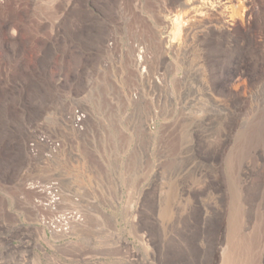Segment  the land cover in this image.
<instances>
[{
    "label": "rangeland",
    "instance_id": "rangeland-1",
    "mask_svg": "<svg viewBox=\"0 0 264 264\" xmlns=\"http://www.w3.org/2000/svg\"><path fill=\"white\" fill-rule=\"evenodd\" d=\"M185 1L0 0L2 6L13 11L10 18L0 16V119L7 126L0 128V264H158L154 219L163 229L169 224H180L190 207L181 195L183 187L200 188L203 177L217 172L224 179L226 196L222 224L245 226L248 230L231 234L226 229L224 238L217 243L215 264H221L222 258L232 251L233 264H244L247 258L264 264V217L255 214L256 218L249 221L232 187V165L237 159L233 127L222 137V123L231 121L237 98L249 102L253 96L264 103V66L256 64V58L247 52L241 58L233 57L223 67L217 65L215 49L214 53L210 50L208 59H196L198 49L217 47V38L223 32L244 36L248 48L252 46L261 61L257 29L253 24L249 30L248 25L239 22L222 29V16L215 3L213 11L207 9L215 0H209L208 5L197 3V9L198 5L206 7L196 12L184 8ZM259 1L237 0L236 17H248ZM192 12L195 16H189ZM166 14L181 17L193 32L189 30L188 60L183 67L188 81L184 86L173 81L172 90L163 91L175 101L171 110L159 113L157 135L147 138L152 154L145 164V174L151 177L124 178L138 174L140 165L116 152L114 132L110 138L91 141L99 153H88L83 146L72 147L78 149L77 157L86 156L90 164L72 166L68 161L54 164L31 158L27 144L34 137L44 103H48L51 112L54 109L56 75L62 69L71 76L79 57L89 48L95 54L104 39L96 25L86 24L101 17L113 20L119 31L126 30L125 37L150 42L160 58L162 52L155 43L153 24ZM75 18L84 20L81 31L73 26ZM77 32H81V37ZM194 32H199L198 36ZM197 63L202 66L201 73L206 69L204 81L199 77ZM207 90H212L217 99L205 96ZM16 97L20 104H15ZM195 122L199 127H192ZM221 139L225 140L222 148ZM190 146L193 152L188 154ZM69 150L67 147L61 160ZM188 159L192 161L186 164ZM157 167H161L158 174ZM27 170L43 179L64 172L69 178L65 193L80 196L83 201L84 224L75 226L66 237L47 235L37 223V211L32 205L35 194L24 185ZM88 171L94 177H87ZM211 200L208 192H200L197 207L206 211L215 206L208 204ZM3 219L9 224H1ZM254 224L261 225L260 234L250 233Z\"/></svg>",
    "mask_w": 264,
    "mask_h": 264
},
{
    "label": "built area",
    "instance_id": "built-area-1",
    "mask_svg": "<svg viewBox=\"0 0 264 264\" xmlns=\"http://www.w3.org/2000/svg\"><path fill=\"white\" fill-rule=\"evenodd\" d=\"M95 25L104 39L95 54L89 48L79 57L71 76L62 69L56 75L59 108L51 112L44 103L34 137L27 144L28 154L57 164L67 147L107 139L114 132L116 152L142 165L151 160L147 138L157 135L159 113L171 110L175 101L163 91L172 90L174 82L181 86L187 82L183 69L189 52L187 24L176 14L163 15L153 24L160 58L150 42L125 37L126 30L119 31L113 20L101 17L86 24ZM175 26L180 27L179 33ZM24 176L25 187L35 194L32 205L37 223L47 235L66 237L72 228L84 224L83 201L65 193L63 181L69 178L64 172L43 179L27 170ZM124 178L134 179L135 175ZM1 224L9 222L3 219Z\"/></svg>",
    "mask_w": 264,
    "mask_h": 264
},
{
    "label": "bare ground",
    "instance_id": "bare-ground-1",
    "mask_svg": "<svg viewBox=\"0 0 264 264\" xmlns=\"http://www.w3.org/2000/svg\"><path fill=\"white\" fill-rule=\"evenodd\" d=\"M192 1L193 2H191V0H186L182 4L183 7L189 8V10L196 12L199 10V8L201 10L202 7V5L200 6L198 5V9H197L196 6H194L197 5V3L198 4L203 3L205 5L211 3L209 2V0H192ZM236 1L237 0H215V2H212L211 7L209 6L207 9L209 11H213L212 7L216 5L217 11H219V14L222 16L221 17L222 29H230L229 27L236 26L237 23L239 22L242 26L246 27L248 25L250 27L249 30H251V26L254 24L257 29V37H258L257 41H258V45H260V52L262 56L261 61H259L258 59L259 57L256 54V52L252 49V46L248 48L247 40L244 38V36H241V34L237 36L231 33L225 35L223 34V32L217 38V47L214 46L212 48H203V49L197 48L198 51L197 50L196 51L198 54L196 56V59L197 60L202 59L204 61L205 56L207 57L206 59H208L210 56L209 55L210 50L212 49L214 53V49H215V56H216L215 58L216 60H218L217 65L219 67L220 65L221 67H223L226 64L231 63L233 57L237 56L238 58H241L244 56V53L247 52L248 55L251 56V58H256L255 61L256 64H262L264 66V0H260L259 3L256 2L258 4L255 3L256 4L255 7H253L252 11L249 12L248 17L246 18L236 17L235 10L239 8V5L237 4ZM205 7L203 5L202 8ZM229 11L230 13L233 14H229L226 16L225 12H229ZM12 12H13L12 10H7L4 6L0 4L1 17H4L6 19L10 18L11 17L10 14ZM192 14H194L193 16H195L194 12H192L191 15L189 16H192ZM192 19L194 18L191 17V20ZM73 21H74L73 26H75L76 31L77 30L81 31L82 29H84L82 26L84 20H79V18L78 19L75 18V20ZM179 28H180L179 26H175V30H177L178 33H179ZM191 29H188V35H190ZM191 32H193V30ZM198 33L199 32H194L193 35H197ZM184 34H185L184 37H186L187 34L186 27L184 28ZM80 35H82L81 32H77V36L81 37ZM205 39L207 40L208 37ZM234 64L236 63L234 62ZM197 65H198L197 71L199 70V74H200L199 77L201 80H203L204 79L203 74L205 73L206 69L205 70L203 69L202 70L203 72L201 73L202 66H199L198 63L195 66ZM187 81H188V76H187ZM35 91L37 93V90ZM158 93H160V89H158ZM206 95L212 99H217L216 94L212 92V90H207V92H205V96ZM55 96L56 99L53 108L57 109L59 108V101L57 99L56 94ZM21 98H23V96H21ZM16 101H17V97H16ZM20 102L21 101L19 100L15 104H20ZM47 106L49 105L47 104ZM231 118H232L231 121L226 122V120H224V122L222 123L223 125L222 137L223 136L226 137V135H228L227 133L229 132V127L231 129L232 126L236 137L235 149H236V157H237L236 161L232 165V173H233L232 187L234 186V192L235 195H238V201L240 205H242L245 209L247 219L249 221H251L253 218L255 219L256 218L255 214H258V216L263 218L264 217V103L255 100L253 96H250L249 102H245L244 100L241 101L239 98H237V104L235 102L234 110L231 113ZM195 125L196 122L192 127H194ZM196 126L199 127V124H197ZM6 127L7 126L4 123V121L0 119V128L6 129ZM224 141L225 140L221 139L222 142L221 148L225 147ZM83 146L84 148L87 149L88 153L89 151L99 153V150L95 149V147H97L95 144L91 146L90 143H87ZM77 150L78 149L71 147L68 154L65 155V158L61 160L63 161L62 163L65 164L68 161V163L71 164L72 166H79L80 164H84V163L90 164L86 156L83 157L82 159L77 157L79 153ZM192 152H193V147L190 146V149L186 150V153L189 154ZM191 161L192 159L186 160V164H188ZM181 162H185V160L184 161L182 160ZM141 164L142 165H140V167L138 168V174L135 175L134 178L135 180L148 179L149 177H151V174H149V176L145 174L146 163H141ZM88 167L90 168L93 166L90 165ZM94 168H96V166ZM160 168L161 167H157L156 169L157 174L159 173ZM160 174H162V172ZM97 175H101V174L97 173ZM87 177L92 178L94 177V174L91 171H88ZM162 177L164 176L162 175L159 180H161ZM67 180L68 179H65L63 181V187L66 191L68 189V187H66L65 184ZM201 183L202 186L200 188L198 186H188V185H185L183 187L181 195L185 198V201L190 205V207L183 215L180 224H169V226L166 229H163L159 227L157 219H154L153 236L155 239V246H156L155 252L157 253L158 264H215L216 261L215 254L218 253L216 252L218 251L217 243H219L224 238L225 236L224 232L226 231V229L227 231L229 230V233L231 232V234L235 233V231L245 232L248 230V228H245V226H242L241 228H235L234 226H232L233 224H222L225 215L224 202L226 200V196L223 190L224 179H222L221 173L217 172L215 175L205 176L201 179ZM200 192L202 193V195L208 192V194L213 199L210 202H208V204L214 205L215 203V206L211 207L206 211H204L203 209H199L197 207V203H198L197 200ZM145 225H147V227H150L148 226V224ZM262 225L264 226V224ZM261 232H262L261 225L254 224V228L250 233L260 234ZM226 240L228 241V239ZM231 253L228 252L225 256L223 255L224 258H222L223 260L221 259L222 260L221 264H233L234 260ZM244 264H256V263L254 262V259L249 260L247 258Z\"/></svg>",
    "mask_w": 264,
    "mask_h": 264
}]
</instances>
